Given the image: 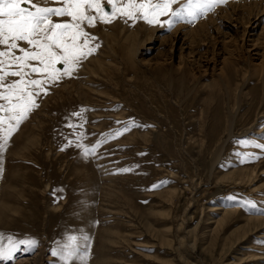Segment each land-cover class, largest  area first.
<instances>
[{"label": "rangeland", "instance_id": "rangeland-1", "mask_svg": "<svg viewBox=\"0 0 264 264\" xmlns=\"http://www.w3.org/2000/svg\"><path fill=\"white\" fill-rule=\"evenodd\" d=\"M231 4L84 26L99 47L0 153V246L15 245L0 264H65L54 251L67 264H264V12L223 20ZM218 17L195 43H171L178 25Z\"/></svg>", "mask_w": 264, "mask_h": 264}, {"label": "snow or ice", "instance_id": "snow-or-ice-1", "mask_svg": "<svg viewBox=\"0 0 264 264\" xmlns=\"http://www.w3.org/2000/svg\"><path fill=\"white\" fill-rule=\"evenodd\" d=\"M55 3L58 6H49V0H0V153L13 132L39 106L37 98L42 93L47 95V86L64 76L70 77L99 47L85 25L109 24L118 17L126 18L125 22L143 19L148 25H156L161 24L162 16L182 18L186 14L195 18L226 0H195V3L188 0L176 9L173 5L179 4V0H107L110 11L105 10L103 0H55ZM65 17L68 19L64 20ZM165 23L171 28L173 21ZM127 130L126 125L123 131ZM123 131L115 135H122ZM82 140L80 134L76 147L82 149L84 156L93 154L95 146L89 148ZM72 143L69 140V146ZM253 146L264 150V145ZM249 206L255 208L251 202ZM28 243L34 246L35 241ZM14 247V244L8 248L0 246V260L10 259ZM52 254L61 255L65 264L71 255L55 251Z\"/></svg>", "mask_w": 264, "mask_h": 264}, {"label": "bare ground", "instance_id": "bare-ground-1", "mask_svg": "<svg viewBox=\"0 0 264 264\" xmlns=\"http://www.w3.org/2000/svg\"><path fill=\"white\" fill-rule=\"evenodd\" d=\"M230 1V0H229ZM233 2H236V0H233ZM240 3H242V5L240 6L241 8H239V9H236L235 11H234V9L235 8H233V6H232V4H231V6L229 5V7H228V9L229 10H232V8H233V10L231 11V12H229V14H228V9L225 11V14L223 15V16H221L222 18H223V20L224 19H226V20H237V17H236V19H234L232 16L233 15H236L237 16V14H235V12H240V15H238V19L239 20H241V21H243L244 23L243 24H248L249 23V19H250V17L251 18H256L257 16H258V14L257 13H259V11H260V9L262 8V10H261V13L262 12H264V0H239V4ZM258 6L260 7V9L258 10ZM219 11H221V10H219ZM217 12V11H216ZM222 12V11H221ZM223 13V12H222ZM221 13V14H222ZM215 14H217V13H215ZM220 14V13H219ZM220 14V15H221ZM232 14V15H231ZM247 14V15H246ZM264 13H262V15H263ZM246 15V16H245ZM260 15V14H259ZM221 17H218L215 21H211L210 19H208V20H206V21H204V22H202V23H200V24H198L197 26H196V28L195 29H191V30H188V31H186V32H182L184 29H186L185 28V26H184V24H181V25H178V26H182L183 28H181V29H183L182 31H179V32H175V35L172 37V39L170 40L171 41V43L173 44L174 43V41L176 42V43H179V42H181L182 43V41L183 42H185L186 43V40L188 39L190 42H192V43H195L196 41H198V38H201L202 37V35L199 33H197V32H199L200 30L202 31V30H204V29H206V31L208 30H212V25H214L215 24V22H216V25H218V24H220V21L222 20V18ZM212 19V18H211ZM241 21H239V22H241ZM212 24V25H211ZM177 26V27H178ZM242 26V25H241ZM244 26V25H243ZM210 27V28H209ZM198 30V31H197ZM243 34H245L244 32H243ZM133 35L131 34V33H129L126 37H125V39H124V41H129V40H131L133 37H132ZM182 37H184L182 40H180ZM186 37H187V39H186ZM243 38V37H242ZM150 41H151V36H149L145 41H142L141 43H137V44H135V45H129V49H130V55L131 56H135L136 54H139V48H140V46H141V49L145 46V45H148L149 43H150ZM183 44L184 43H182L181 45H180V49H182V46H183ZM188 44V43H187ZM197 44V43H196ZM150 50V49H149ZM148 50V51H149ZM141 53V52H140ZM158 57V56H157ZM264 72V71H263Z\"/></svg>", "mask_w": 264, "mask_h": 264}]
</instances>
